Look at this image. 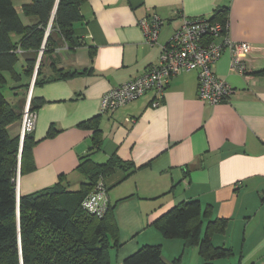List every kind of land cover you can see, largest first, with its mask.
<instances>
[{
    "label": "crops",
    "instance_id": "crops-1",
    "mask_svg": "<svg viewBox=\"0 0 264 264\" xmlns=\"http://www.w3.org/2000/svg\"><path fill=\"white\" fill-rule=\"evenodd\" d=\"M29 2L12 0L25 26L36 22L23 14ZM222 6L230 40L252 48L243 74L230 70L227 50L213 66L233 89L226 102L200 101L197 71H191L168 79L158 107L151 106V91L99 113L104 93L159 62L162 46L183 19L207 20ZM79 14L73 34L80 45L63 42L42 55L40 85L32 83L22 57L17 63L29 83L23 103L32 97L40 103L29 133L33 167L17 176L18 194L50 188L59 176L70 187L79 184L84 176L76 169L78 160L91 154L93 136L85 125L98 116L101 145L90 159L102 164L115 156L125 165L102 177L118 236V247L109 250L111 264H123L144 245H159L166 264H203L196 247L165 239L155 227L188 201L200 205L202 230L210 221L226 220L223 231L212 232L210 239L230 253L214 264H264V75L258 74L264 69V0H85ZM151 14L163 21L152 46L139 26ZM18 92L9 93L11 104ZM8 129L19 135L18 121Z\"/></svg>",
    "mask_w": 264,
    "mask_h": 264
},
{
    "label": "trees",
    "instance_id": "trees-1",
    "mask_svg": "<svg viewBox=\"0 0 264 264\" xmlns=\"http://www.w3.org/2000/svg\"><path fill=\"white\" fill-rule=\"evenodd\" d=\"M83 1L58 0L51 20L56 0H30L22 6L23 14L34 16L36 22L25 26L12 0H0V264H111L109 250L118 247L112 208L107 206L105 214L98 218L81 206L83 199L95 190L102 177L111 173L114 166L125 167L115 156L102 164L90 159L92 152L99 150L101 145L98 116L85 125L93 131L91 154L78 160L76 169L86 180L80 182L77 190L70 189L59 176L57 183L50 188L28 195L17 194V176L33 167L31 151L34 140L29 133L24 134L20 151L21 137L11 136L7 130L20 119L25 103L21 100V106L17 108L6 100L4 89L7 87L11 93L22 91L23 96L29 89L28 82L22 83L26 74L23 76L16 69L19 58H23L25 72L33 75L34 86L40 85L41 64H36L40 50L45 55L63 42L72 47L80 45L74 37L73 25L80 18L79 6ZM226 12V6L218 7L212 18L204 21L225 25L228 22ZM151 16L157 15L148 17ZM183 20L194 23L202 19ZM159 21L162 25L163 21L160 18ZM218 39H215L216 43ZM258 74L264 75V69ZM8 81L13 87L7 85ZM38 104L39 101L30 98V112L35 113ZM200 215L197 201L182 202L159 219L155 227L165 239H180L196 247L203 264H214L230 253L225 247H215L210 239L212 232L223 231L226 220L210 221L202 230ZM123 264L166 263L159 245H144ZM171 264H177L176 260Z\"/></svg>",
    "mask_w": 264,
    "mask_h": 264
},
{
    "label": "built area",
    "instance_id": "built-area-1",
    "mask_svg": "<svg viewBox=\"0 0 264 264\" xmlns=\"http://www.w3.org/2000/svg\"><path fill=\"white\" fill-rule=\"evenodd\" d=\"M160 25L161 21L157 16L139 21L146 44L150 46L155 44ZM218 38L220 42L216 43L215 39ZM251 49L248 43L231 41L226 24L209 23L204 20L192 23L183 20L181 27L166 45L162 46L159 62L149 67L139 77L104 93L99 101V113L112 112L151 91L155 94L151 106L158 107L167 79L180 72L193 70L198 72L196 96L200 101L209 105L226 102L233 89L216 76L213 66L227 50L230 55V70L243 74ZM35 118V113L30 112L29 105L26 104L22 114L21 137L32 131ZM81 206L87 213L98 218L105 214L107 197L102 180H99L95 190L83 199Z\"/></svg>",
    "mask_w": 264,
    "mask_h": 264
},
{
    "label": "rangeland",
    "instance_id": "rangeland-1",
    "mask_svg": "<svg viewBox=\"0 0 264 264\" xmlns=\"http://www.w3.org/2000/svg\"><path fill=\"white\" fill-rule=\"evenodd\" d=\"M42 55H43V51L40 50V53H39V55H38V57L40 58V60H41V58H42ZM40 63H41V62L39 61V64H40ZM36 64H37V63H36ZM39 64H38V66H39ZM38 66H37V68H38ZM16 69H17V68H16ZM22 83H24V81H22ZM6 90H7L8 94H7V92H5ZM4 93L7 94V95H5V96H6V97H5L6 100H7L8 102H11L12 99H11V97L9 96V93H11V92L8 91V88H7V87L4 89ZM22 96H23V92H22V91H19L18 94H17V96H16V98L13 100V105H16L17 108L21 106L20 101L22 100ZM22 105H23V104H22ZM24 109H25V104L23 105V108H22V110H21V117H20V119L16 120V121H18V124H19V126H20V129H19V137H21L22 114H23ZM13 128H14V127H13ZM7 130H9V129L7 128ZM85 180H86V179H85L84 177H82L81 180L79 181V184H80V182L85 181ZM63 182L66 183L65 180H64ZM79 184H76L77 187H76V185H73V186H71V187L69 186V188L71 189V188H73L74 186H75V188H78Z\"/></svg>",
    "mask_w": 264,
    "mask_h": 264
},
{
    "label": "water",
    "instance_id": "water-1",
    "mask_svg": "<svg viewBox=\"0 0 264 264\" xmlns=\"http://www.w3.org/2000/svg\"><path fill=\"white\" fill-rule=\"evenodd\" d=\"M57 3H58V0H56V2H55L54 8H53V11H52V14H51V20H52V18H53L54 13H55ZM45 38H46V37H45ZM44 42H45V41H44ZM43 44H44V43H43ZM42 48H43V47H42ZM39 61H40V58L38 57V59H37V65L39 64ZM22 139H23V136L21 137L20 151H21V147H22ZM19 159H20V157H19ZM17 194H18V192H17Z\"/></svg>",
    "mask_w": 264,
    "mask_h": 264
},
{
    "label": "bare ground",
    "instance_id": "bare-ground-1",
    "mask_svg": "<svg viewBox=\"0 0 264 264\" xmlns=\"http://www.w3.org/2000/svg\"><path fill=\"white\" fill-rule=\"evenodd\" d=\"M202 20H204V19H202ZM213 23H215V22H213ZM181 25H182V24H181ZM226 25L228 26V34H229V25H228V22L226 23ZM180 27H181V26H180ZM180 27H179V28H180ZM175 32H176V31H175ZM175 32H174V33H175ZM174 33H173V34H174ZM171 37H172V36H171Z\"/></svg>",
    "mask_w": 264,
    "mask_h": 264
},
{
    "label": "clouds",
    "instance_id": "clouds-1",
    "mask_svg": "<svg viewBox=\"0 0 264 264\" xmlns=\"http://www.w3.org/2000/svg\"><path fill=\"white\" fill-rule=\"evenodd\" d=\"M36 74V73H35ZM33 80H34V78H33ZM28 105H29V103H28Z\"/></svg>",
    "mask_w": 264,
    "mask_h": 264
}]
</instances>
